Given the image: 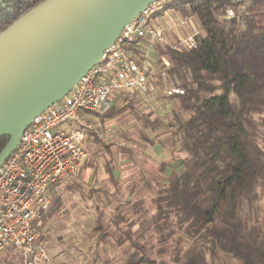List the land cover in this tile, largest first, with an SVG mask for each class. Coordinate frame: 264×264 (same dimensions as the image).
Instances as JSON below:
<instances>
[{
    "label": "trees",
    "instance_id": "1",
    "mask_svg": "<svg viewBox=\"0 0 264 264\" xmlns=\"http://www.w3.org/2000/svg\"><path fill=\"white\" fill-rule=\"evenodd\" d=\"M41 1L3 0L0 32ZM227 6L238 10L235 0L168 6L195 16L203 34L192 51H166L168 74L184 94L171 97L161 117L136 113L139 136L159 143L165 159L156 172L138 171L127 196L109 194V215L94 199L95 221L83 238L123 248L115 264H225L224 255L264 264V214L257 205L264 196V0H245L244 12L229 20L214 15ZM86 137L87 157L74 181L64 183L69 191L82 192L84 171L100 167L97 157L110 177L120 159L114 143L93 130ZM8 138L0 137V151ZM55 203L44 219L58 210Z\"/></svg>",
    "mask_w": 264,
    "mask_h": 264
},
{
    "label": "built area",
    "instance_id": "2",
    "mask_svg": "<svg viewBox=\"0 0 264 264\" xmlns=\"http://www.w3.org/2000/svg\"><path fill=\"white\" fill-rule=\"evenodd\" d=\"M175 1L154 0L142 9L70 91L33 118L0 164V254L7 249L18 252V258L13 253L0 255V264L52 263L43 216L52 194L64 180L78 175L87 157L84 145L93 125L90 117L105 116L125 96H135L143 108L151 104L168 108L171 97L184 94V87L168 74L171 62L161 57L157 67L154 52L147 48L169 45L172 50L192 51L197 47V30L169 44L168 33L188 19L168 7ZM235 1L238 14L227 6L215 8L214 15L229 20L242 14L245 0ZM94 187L91 178L88 188Z\"/></svg>",
    "mask_w": 264,
    "mask_h": 264
},
{
    "label": "water",
    "instance_id": "3",
    "mask_svg": "<svg viewBox=\"0 0 264 264\" xmlns=\"http://www.w3.org/2000/svg\"><path fill=\"white\" fill-rule=\"evenodd\" d=\"M154 0H42L0 32V164Z\"/></svg>",
    "mask_w": 264,
    "mask_h": 264
},
{
    "label": "rangeland",
    "instance_id": "4",
    "mask_svg": "<svg viewBox=\"0 0 264 264\" xmlns=\"http://www.w3.org/2000/svg\"><path fill=\"white\" fill-rule=\"evenodd\" d=\"M175 12L181 14L185 19H188L183 27H178L176 30L168 33L169 44H176L180 38L195 30L199 31V35L202 36L203 31L195 16H185L178 10H175ZM218 13H220V11ZM147 48L154 52V56L157 60V67L162 64L160 60L161 57L169 60L166 54V51L171 49L169 45H151ZM150 106H152L153 112L156 111L160 114L170 108V106L168 108H163L153 104ZM134 110L135 108H130V110L124 113L119 110V114L114 119L113 125L109 126L108 130L105 128V125L109 124L106 121L108 118L100 120L99 124L95 123V128L101 133V138L107 143H114V148L118 153L116 158H120L119 162L114 160V166L116 167L114 171L115 175L122 171L123 176L117 178V182L107 181L106 187L109 192L100 193L102 187L99 189L88 188V180L85 176L82 178L84 182L82 192L77 190L69 191L65 188L64 183L66 181L73 182L74 180L72 179L77 177L76 175L64 180L58 189L52 194L51 205L58 201V206L54 205L57 206L58 210L55 213L48 215L45 219L43 217L47 248L52 260L51 264H115L123 257V248L122 250L110 243H105L103 246L97 247L92 241L88 242L84 240L82 232L94 224L96 216L94 208L95 198L100 201V205L104 207L106 214L109 215L111 213L110 206L113 207L114 205L113 202L111 204L107 203L109 194L117 195L116 193H118L123 195V197L127 196L126 190L131 185L130 179L135 175H138V171L156 172L158 168L159 162L157 163L155 161V159H157L155 156L156 151L152 148L147 149L148 144L142 139V137L136 135L135 139L133 137V131L135 130L128 129L131 119L136 116V111ZM162 138L164 137H160V139ZM143 152L149 154L152 161H147L146 157L143 156ZM128 155L132 156V158H128ZM98 159L101 161L100 157H98ZM100 163L103 166V163ZM168 173L169 169L166 171L165 175ZM94 180L96 181L95 186L101 182V179L98 177H94ZM257 205L261 209L260 212L264 214V196L257 201ZM13 252L14 251L7 249L0 255L1 257L6 255L9 256ZM13 254L18 258V252ZM228 256H223V258L225 257V260L223 259L225 264H234L232 257Z\"/></svg>",
    "mask_w": 264,
    "mask_h": 264
},
{
    "label": "crops",
    "instance_id": "5",
    "mask_svg": "<svg viewBox=\"0 0 264 264\" xmlns=\"http://www.w3.org/2000/svg\"><path fill=\"white\" fill-rule=\"evenodd\" d=\"M130 108H135V110L134 111H136V113H138V114H145V115H150V116H158V117H161L162 116V114H160V113H157V112H153L152 110H153V108H152V106H149V107H147V108H143V107H141L140 106V103H139V101L136 99V97L135 96H125V97H123L122 98V100H121V102L120 103H118L116 106H115V108H112L111 110H110V117H106V118H108L106 121L109 123L108 125H105V128L107 127V126H111V125H113V123H114V119L117 117V115L119 114L118 113V111L119 110H121V112H126V111H128V110H130ZM123 109V110H122ZM116 112H117V114H116ZM102 119H104V118H99L98 120L96 119V118H94V117H90L89 118V121H91L92 122V129H90V130H88L87 132H89V131H95L96 133H98V136L101 138L102 136H101V133L95 128V123L96 124H99V122H100V120H102ZM137 124H138V121H137V118H136V116H134L132 119H131V122H130V124H129V126H128V129L130 128L131 130H135V131H133V137L135 138L136 137V135L137 136H139V130L136 128V126H137ZM136 132V133H135ZM145 133L150 137V138H155L156 136V134H155V132L154 131H152L151 129H146L145 130ZM102 139V138H101ZM136 139V138H135ZM86 140H87V137H86ZM148 148H152L153 150H155L156 151V154H155V156H156V158L157 159H155V161L158 163V162H160L161 160H163V159H165V157H166V152L162 149V147L160 146V144L159 143H155L154 145H148V147H147V149ZM143 156L144 157H146V160L147 161H152L151 160V156L149 155V154H147V153H145V152H143ZM97 160H98V162H99V165H100V167L99 168H89V169H86L85 171H84V173H83V176H85V178L88 180V182L87 183H89V180L91 179V178H96V177H98L99 179H101V182H99V184H97L94 188L95 189H99V188H103V187H106V183H107V181H110V179L112 178V179H114V181L116 182V180H117V178H119L120 176H123V173H122V171H120V173L119 174H117V175H115V171H114V169H113V171H112V177H110V175H109V173L104 169V167L101 165V161H100V159H98V157H97ZM104 177V178H103ZM98 182V181H97ZM95 183H96V181H95ZM107 188V187H106ZM226 256V255H225ZM228 256V255H227ZM228 257H232V256H228ZM224 260H225V257L223 258ZM232 260L234 261V264H239V262L236 260V259H234L233 257H232ZM229 261H230V259H229Z\"/></svg>",
    "mask_w": 264,
    "mask_h": 264
},
{
    "label": "flooded vegetation",
    "instance_id": "6",
    "mask_svg": "<svg viewBox=\"0 0 264 264\" xmlns=\"http://www.w3.org/2000/svg\"><path fill=\"white\" fill-rule=\"evenodd\" d=\"M3 0H0V4L2 3Z\"/></svg>",
    "mask_w": 264,
    "mask_h": 264
}]
</instances>
